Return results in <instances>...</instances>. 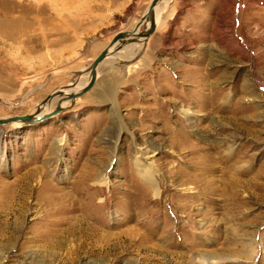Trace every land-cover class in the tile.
I'll list each match as a JSON object with an SVG mask.
<instances>
[{"label": "rangeland", "instance_id": "374dc122", "mask_svg": "<svg viewBox=\"0 0 264 264\" xmlns=\"http://www.w3.org/2000/svg\"><path fill=\"white\" fill-rule=\"evenodd\" d=\"M150 2L0 0V118L84 86ZM158 5L90 90L0 125V264H264V0Z\"/></svg>", "mask_w": 264, "mask_h": 264}, {"label": "water", "instance_id": "95a60500", "mask_svg": "<svg viewBox=\"0 0 264 264\" xmlns=\"http://www.w3.org/2000/svg\"><path fill=\"white\" fill-rule=\"evenodd\" d=\"M160 0H151L146 13L143 15V17L141 18V20H145L147 18L150 19V27L147 31H141V32H136V29L138 28L139 25H141L142 21L136 23V25L134 26V29L130 32V31H118L110 40V42L108 43V45L106 47H104L101 52L94 58V60L91 63L90 66V78L88 80V82L83 86L82 89H80L79 91L73 92V93H68L65 96H63V98L66 99H70L71 102H73L79 95L85 93L86 91L90 90L97 79V73H96V67L97 65L107 56L109 55V48L115 44H117V46L111 50V53H114L116 51H118L119 49H121V47H123V45L127 44V43H132V42H137L140 41V38H147L151 33H153V31L156 28L154 19H153V10L155 5L159 2ZM53 93H51L49 96H47L42 102V104L46 103V101L51 98ZM62 98V99H63ZM57 102L55 108L48 114L40 116L39 118H35L32 115L29 114H24V115H13V116H9V117H3L0 118V125L2 124H6L10 121H21L25 124H30L33 123V121H42L44 119H47L57 113H59L60 111L63 110V107L61 106V100ZM39 106V104H38ZM39 112V111H38Z\"/></svg>", "mask_w": 264, "mask_h": 264}, {"label": "bare ground", "instance_id": "6f19581e", "mask_svg": "<svg viewBox=\"0 0 264 264\" xmlns=\"http://www.w3.org/2000/svg\"><path fill=\"white\" fill-rule=\"evenodd\" d=\"M159 2L155 5V7H154V10H153V14H154V16H153V19H154V22H155V25H156V20H155V13H156V11L158 10V8H159ZM139 27V26H138ZM149 27H150V19L149 18H147V19H145V20H143V24L141 25V27H139V29H136V32L135 33H137V32H140V30H141V28L142 29H144L143 31L145 32V31H147L148 29H149ZM140 39H146V38H140ZM136 42H132V43H127V44H125V45H123V47H121V49H125V48H127V46H131V45H133V44H135ZM117 46V44H115V45H113V46H111L110 48H109V55L110 54H112L110 51L111 50H113L115 47ZM117 52V51H116ZM109 55H107L98 65H97V67H96V73L98 74V66L106 59V58H108V56ZM113 55V54H112ZM89 73H90V69H89ZM89 78H90V75L88 76ZM97 78H98V75H97ZM89 80V79H88ZM88 80L86 81V83L88 82ZM84 84V83H83ZM82 84V85H83ZM77 84H75V83H71V86H66V87H64V88H62V89H59V90H57V91H55L53 94H52V96H51V98H49L47 101H46V103H44V104H42V103H40L39 104V106H37L36 107V109H35V111L32 113V114H29V115H32L33 117H35V118H39L40 116H43L44 114H48V113H50L51 111H50V106H51V102H52V100L53 99H55L56 97H62L63 98V96H65L66 94H68V93H73V92H76V91H79L80 89H82L83 88V86L81 85V88H78V89H73V88H75V86H76ZM54 101V100H53ZM67 101H70V99H66V98H63L62 100H61V106H62V104L64 103V102H67ZM63 107V106H62ZM39 111V112H38ZM56 115V114H55ZM13 123H18V124H25V123H23V122H21V121H10V122H8V123H6V124H2V125H7V124H13ZM37 123H41V121H33V123H30V125H33V124H37ZM26 125V124H25Z\"/></svg>", "mask_w": 264, "mask_h": 264}]
</instances>
